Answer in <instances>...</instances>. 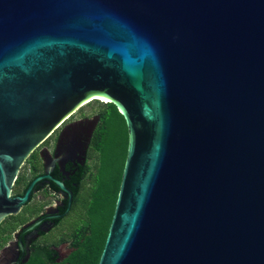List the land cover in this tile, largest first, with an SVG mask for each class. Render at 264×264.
I'll return each instance as SVG.
<instances>
[{
    "label": "water",
    "instance_id": "1",
    "mask_svg": "<svg viewBox=\"0 0 264 264\" xmlns=\"http://www.w3.org/2000/svg\"><path fill=\"white\" fill-rule=\"evenodd\" d=\"M91 97L127 129L97 264H264V0H0V221Z\"/></svg>",
    "mask_w": 264,
    "mask_h": 264
},
{
    "label": "flooded vegetation",
    "instance_id": "2",
    "mask_svg": "<svg viewBox=\"0 0 264 264\" xmlns=\"http://www.w3.org/2000/svg\"><path fill=\"white\" fill-rule=\"evenodd\" d=\"M99 121L98 113L77 110L20 164L9 197L27 198L0 221V264H69L93 233Z\"/></svg>",
    "mask_w": 264,
    "mask_h": 264
},
{
    "label": "trees",
    "instance_id": "3",
    "mask_svg": "<svg viewBox=\"0 0 264 264\" xmlns=\"http://www.w3.org/2000/svg\"><path fill=\"white\" fill-rule=\"evenodd\" d=\"M88 104H96L99 106L100 110L98 113L100 121L95 131V134L101 137L100 144L95 147L100 155V174L102 169L103 171L106 170L105 166L108 164L109 152L112 155V151L117 149L118 155L113 165L114 177L111 180H109V176L103 181L101 179V184L94 197V216L98 212V209H100V205L106 206L107 208V215L104 219L102 228L94 229L93 233L79 244L77 251L69 259V264L98 263L113 215L127 148V129L125 121L122 115L117 111L115 105L98 100H92L88 102ZM80 110L82 109H79V111ZM34 264L45 263L40 262Z\"/></svg>",
    "mask_w": 264,
    "mask_h": 264
},
{
    "label": "rangeland",
    "instance_id": "4",
    "mask_svg": "<svg viewBox=\"0 0 264 264\" xmlns=\"http://www.w3.org/2000/svg\"><path fill=\"white\" fill-rule=\"evenodd\" d=\"M80 109L81 112L83 113H86V114H93V113H99V106L96 105V104H91L89 105L88 103H86L85 105H83ZM111 153L109 152V160H108V164H106V170L101 171V176L100 178L98 179V182L102 181L107 178L109 176V180H111L113 177H114V163H115V158L117 157L118 155V150L117 149H114L112 151V155ZM95 161H99L98 159H94V162ZM95 171H93L92 173H94ZM88 182V181H87ZM95 207V206H94ZM107 215V208L106 206L104 207L103 205H100V209H98V212L96 213L95 216H93V219H92V222H93V228L96 229H101L102 228V225H103V222H104V219Z\"/></svg>",
    "mask_w": 264,
    "mask_h": 264
},
{
    "label": "bare ground",
    "instance_id": "5",
    "mask_svg": "<svg viewBox=\"0 0 264 264\" xmlns=\"http://www.w3.org/2000/svg\"><path fill=\"white\" fill-rule=\"evenodd\" d=\"M95 97H91V98H89L87 101H92V99H94ZM102 100H104V101H107L106 99H102Z\"/></svg>",
    "mask_w": 264,
    "mask_h": 264
}]
</instances>
